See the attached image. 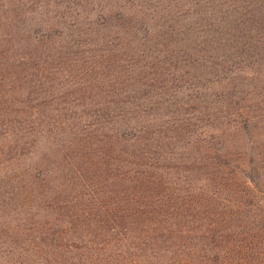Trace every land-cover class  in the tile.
<instances>
[{
  "label": "rangeland",
  "instance_id": "1",
  "mask_svg": "<svg viewBox=\"0 0 264 264\" xmlns=\"http://www.w3.org/2000/svg\"><path fill=\"white\" fill-rule=\"evenodd\" d=\"M175 1L0 0V258L6 244L25 238L51 242L60 221L93 197L115 199L125 171L119 161L123 132L130 137L136 129L148 130V138H140L148 144L159 131L171 136L175 127L194 125V133L206 127L207 154L215 163L208 171L222 176L224 190L232 189L227 200L234 201L243 189L240 181L252 175L264 190V35L254 46L259 58L251 65L253 75L216 82L221 64L214 71L195 63L209 57L197 50L211 38L208 28L227 23L214 25L221 13L210 9L181 21L183 3ZM166 25L186 32L188 41L175 40L176 52L154 55L160 49L155 42L170 40L161 32ZM219 52L226 57L231 51ZM181 55H188V63ZM176 61L177 75L190 82L181 76L179 84L170 82ZM185 73L211 80L205 91L211 96L198 95L196 79ZM126 95L134 106L120 103ZM161 100L163 108L147 116L156 108L151 103ZM123 110L130 113L127 119L133 117L125 123ZM221 111L235 116L219 119ZM184 135V143L194 140ZM222 165H228L223 172ZM185 168H175L174 175ZM237 220L227 237L199 244L213 248L200 264H264V221ZM43 227L50 229L48 238L36 232Z\"/></svg>",
  "mask_w": 264,
  "mask_h": 264
},
{
  "label": "trees",
  "instance_id": "2",
  "mask_svg": "<svg viewBox=\"0 0 264 264\" xmlns=\"http://www.w3.org/2000/svg\"><path fill=\"white\" fill-rule=\"evenodd\" d=\"M175 3H183L180 9H184V13L179 15L181 21L210 9L216 16L221 13L218 24L214 25L227 23L218 28H208L206 34L211 38H206L197 50L198 54L208 51L209 57L199 56L195 63H201V66L207 64L214 71L221 64L223 70L218 73L216 69V82L228 79L236 82L242 73L254 74L251 65L259 58L254 46L256 41H262L261 36L264 35V0H176ZM161 32L170 36V40L168 44L155 42L154 45L160 49L156 48L152 52L154 55L176 52L178 44L175 40L183 45L188 41L186 32L180 30L179 33L171 26L166 25ZM178 34L184 35V39H175ZM245 42L250 46H245ZM171 46L176 48L171 49ZM226 47L231 52L224 57L219 51ZM210 52L214 54L210 56ZM186 56L181 55L183 64L188 63ZM177 62L170 64L175 70V75L171 74L174 80L170 82L179 84L177 79L184 76L179 74L181 77L178 78L181 64ZM224 64L231 66L225 68ZM140 74L146 76L142 72ZM151 75L150 79L154 80V72ZM185 75L196 79L194 87L201 88L198 95L208 96L205 91L211 80L197 79L189 73ZM140 79L137 78L136 82L139 83ZM183 80L190 82L189 78ZM109 88H115L113 94L116 93L115 83ZM180 89L177 88V91ZM124 94L133 95L130 90H123ZM129 95L125 96V102H120L127 108L134 106L129 102ZM151 104L156 108L146 113L147 116L158 113L164 106L162 100ZM220 113L219 119L235 116L229 112ZM121 114L123 117L130 116L128 110H123ZM129 119L125 117L124 123ZM194 127L191 125L189 130L175 127L171 136L159 131L158 138L148 144L140 140L141 133L148 138V130L136 129L130 137L123 132L120 139L124 144L119 161L120 168L125 171L121 173V178L119 176L122 186L117 190L115 199L110 200L108 195L107 201L93 197L87 207L77 209V213L60 221L59 236L52 237L49 243L38 245L34 239L25 238L22 244H6L5 257L0 258V264H200L202 256H207L213 248L199 244L202 241L213 242L220 236V239L227 237L233 220L264 221V190L258 188L254 175L240 181L243 189L238 190L234 201L227 200L226 193L232 189L224 190L222 176L214 177L212 171H208V167L215 166L207 154L205 141L209 131L201 127L194 133ZM80 131L84 130L81 128ZM184 134L194 135V140L188 139L184 143L181 140L186 136ZM165 140L168 142L164 143ZM191 150L197 156L190 157ZM171 163L175 164L169 166ZM183 165L186 167L182 171L184 175H174L175 168L182 169ZM227 167L220 166V171ZM49 231V227H43L40 230L37 228L36 232L48 238Z\"/></svg>",
  "mask_w": 264,
  "mask_h": 264
}]
</instances>
